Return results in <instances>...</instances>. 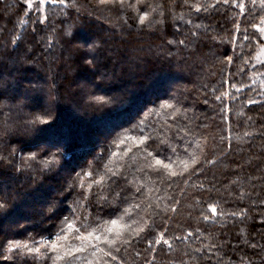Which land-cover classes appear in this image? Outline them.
Masks as SVG:
<instances>
[{
	"label": "trees",
	"instance_id": "1",
	"mask_svg": "<svg viewBox=\"0 0 264 264\" xmlns=\"http://www.w3.org/2000/svg\"><path fill=\"white\" fill-rule=\"evenodd\" d=\"M151 3L163 5V16L157 10L140 24L133 9L98 0L52 2L46 17L35 0L31 8L27 0H0V246L54 239L49 234L75 209L87 218L85 234L149 225L130 245L116 246V261L103 257L109 264H264V4ZM37 117L43 123H29ZM141 129L152 137L144 146L128 139ZM143 147L178 173L193 156L199 163L169 177ZM50 153L57 163L49 171L41 162ZM105 174L102 186L89 189ZM161 233L171 248L155 243ZM60 234L68 236L62 243L79 245L74 231ZM91 251L77 255L93 259Z\"/></svg>",
	"mask_w": 264,
	"mask_h": 264
},
{
	"label": "snow or ice",
	"instance_id": "2",
	"mask_svg": "<svg viewBox=\"0 0 264 264\" xmlns=\"http://www.w3.org/2000/svg\"><path fill=\"white\" fill-rule=\"evenodd\" d=\"M53 3H60L68 5V0H52ZM99 4L101 5H111L118 8L128 7L139 13L138 19L140 24H144L145 22H149V18L153 12H156L157 10H160V15L163 16V5L162 4H156L153 6L151 3V0H135V3H131L130 0H98ZM174 2V0H173ZM225 3H228L229 0H224ZM40 4H44L45 0H39ZM185 3H187V0H185ZM261 3L264 4V0H261ZM140 5L144 6V9L141 12ZM27 6L29 8L32 7V0H27ZM71 7H77L76 0H72L71 5H68ZM203 7V5L196 4L195 8L196 11H199L200 8ZM238 7L241 11L244 10V5L239 4ZM160 22V21H157ZM253 27H258L257 25L253 24ZM261 32H264V28L260 29ZM70 34V33H69ZM247 38V37H246ZM16 41L14 40L13 43ZM180 43H184V41H180ZM231 57H226V60L231 62ZM86 63L93 64V60H86ZM217 99H220L219 96L216 97ZM102 99V98H97ZM249 103H254V101H249ZM163 107L167 108H174V105L171 103H166L163 105ZM178 111V110H176ZM41 122L39 117L36 118L34 121H30L29 123H35V122ZM128 139H136L138 145L144 146L146 145L147 141L152 139L151 135L143 133V130L141 129V135L136 137H128ZM124 141L121 140L120 144H123ZM161 143H165V141H161ZM171 148V151L173 154L176 152V148L169 145ZM130 150V149H129ZM145 152V158L151 157L152 160H154L155 165L162 166L164 170L167 171V175L169 177H175L177 175L183 176L184 173L189 171V168L191 165H195L199 163V160L196 157H192L191 162H183L182 170L178 173L176 171L172 170V163H165L164 160H161L159 158H156L153 156L152 152H149L146 147H143L141 149ZM187 151V149H185ZM37 153H32L29 157L24 159V163L26 166L30 167L31 165L28 164V161H35L37 159ZM113 155H116V153H113ZM49 159L43 160L41 162L42 167L45 169H48L49 171L52 169L53 165L57 163L56 160V154L50 153ZM0 159H3V157H0ZM170 159V158H169ZM211 162V161H209ZM147 167L151 168L153 167L152 163H148ZM19 170V169H18ZM111 171V169H109ZM85 175L91 177L93 175L92 172H87ZM115 175V173H113ZM81 176L80 173L77 174V177L79 178ZM107 179L106 174L100 175L99 179H93L88 187L91 189L93 185H100L102 186V182ZM80 186H84L83 179L79 180ZM69 187H74V184L69 185ZM140 189H137V192H139ZM119 194H117L118 196ZM179 203V201H177ZM6 204L4 202H0V208H5ZM81 207H83V203H81ZM131 207L138 208L139 205H132ZM212 212L215 214L217 211L216 206L210 205ZM172 211H176L175 208H172ZM76 210L73 209V215L71 217H64L61 221V225L57 227V232L55 234H49L51 237L52 235H55L54 239H46L44 237H41L39 240H37L33 236H28L26 239L20 240V239H13L8 240L5 245L0 246L3 248V251L0 252V259H3L5 261L12 260L14 258H21V259H27L31 258L36 261H40L41 264H44L46 261H51V264H57L58 261H64V264H93V261H96V264H109L108 260L103 259V257H110L111 261H116L117 256L113 255V252L119 253L120 247H116L117 245H130L132 241L140 236L142 232H144L145 228L149 227L147 222L145 221L143 225L138 226L136 228H132L130 224H123L119 227H109L105 228L104 231L107 233L103 237L100 235H94L96 233L97 229L93 228L91 231L85 232L81 231V228L87 229L89 227V224L87 223V218L85 217L83 220L79 216L75 215ZM129 214V209H124V215ZM233 215H236V213H233ZM205 219H208L207 216L204 217ZM119 220H123V216H120L118 218ZM80 223V227L76 226V223ZM109 221H105V224H108ZM111 225L116 226L118 224L117 219H113L110 221ZM132 224L139 225L140 222L137 220H133ZM74 231L76 233L74 239L77 241H80L79 245L74 244H68V243H62L61 241H67L68 236L67 235H61V232H70ZM188 235H192V233H188ZM95 239L97 243H92V239ZM177 239H180V237H177ZM103 242L105 247H101L99 242ZM163 242L164 244L168 245V247L171 248L170 242L164 238L163 233L160 234V239L156 240L155 243ZM149 245L152 244V241H148ZM92 249V251L89 253L93 259H88L87 256L77 255L78 253H86L89 249ZM43 249V250H42ZM99 254V257H98ZM139 255V253H137ZM120 264H123V261L120 262Z\"/></svg>",
	"mask_w": 264,
	"mask_h": 264
},
{
	"label": "rangeland",
	"instance_id": "3",
	"mask_svg": "<svg viewBox=\"0 0 264 264\" xmlns=\"http://www.w3.org/2000/svg\"><path fill=\"white\" fill-rule=\"evenodd\" d=\"M35 1L38 3V6H36V8H38V10L40 11V13H42L43 16L46 17V16H45V14H46V8H47V6H48L49 3H52L51 0H45V3H44V4H40V3H39V0H35ZM34 8H35V7H34ZM263 28H264V27H263ZM21 59L24 60V57H23V58L21 57ZM258 62H261V63L264 62V46L262 47V49L260 50V53H259V55H258ZM183 76H184V75H183ZM179 81H180V80H177V81H175L173 84H170V86L172 87V88H170V89L178 88V87L180 86V84H181V83H179ZM89 83H90V80L87 79V83H86V85L89 84ZM171 83H172V82H171ZM174 86H175V87H174ZM23 100H26V99L23 97ZM63 173L66 174V171H64ZM57 188H59V187H58V186H57V187L55 186V187L52 189V191H54V190L57 189ZM2 190H4V189H2ZM2 190H1V191H2ZM37 204H38V203H37ZM37 204H36L35 206H31L30 208H35V207L37 206ZM40 206H41V205H40ZM56 207H58V206H56ZM17 220H19V219L16 218V219H15V222H17ZM15 222H14V221L11 222L10 225H14Z\"/></svg>",
	"mask_w": 264,
	"mask_h": 264
}]
</instances>
